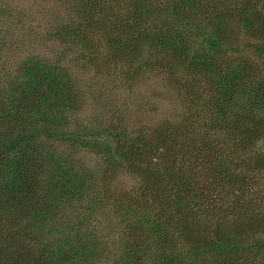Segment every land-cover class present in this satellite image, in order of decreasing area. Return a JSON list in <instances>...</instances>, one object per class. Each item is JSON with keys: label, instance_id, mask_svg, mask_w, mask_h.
I'll use <instances>...</instances> for the list:
<instances>
[{"label": "trees", "instance_id": "trees-1", "mask_svg": "<svg viewBox=\"0 0 264 264\" xmlns=\"http://www.w3.org/2000/svg\"><path fill=\"white\" fill-rule=\"evenodd\" d=\"M56 2L61 13L50 22L26 19L20 28L33 37L29 45L51 43L58 53L30 55L0 73V264L109 262L114 231L99 241L84 229L108 205L129 230L111 264H264V202L208 206L185 166L186 151L209 152L218 188L232 194L264 180V152L252 151L264 140V0ZM7 5L0 0V24ZM242 36L255 42L248 47L258 62L244 57ZM105 51L135 81L165 77L187 118L165 114L132 135L124 121L112 130L75 121L84 100L68 59L82 68ZM67 143L103 155L106 172L58 152ZM239 152L251 155L235 162ZM123 169L139 180L127 192L114 188ZM65 205L81 210L78 222L65 220Z\"/></svg>", "mask_w": 264, "mask_h": 264}, {"label": "rangeland", "instance_id": "rangeland-1", "mask_svg": "<svg viewBox=\"0 0 264 264\" xmlns=\"http://www.w3.org/2000/svg\"><path fill=\"white\" fill-rule=\"evenodd\" d=\"M8 5L4 8L9 14H13L15 17L6 14L0 24V73L8 74L12 73V69L16 67L18 62L24 60L30 55L47 56L52 57L57 54L58 50L54 44L41 43L39 41L36 44L28 43V40H33L30 37L28 30H22L20 26H28L26 19H33V24L50 22L56 15L61 13L60 4L56 0H4ZM62 4V3H61ZM64 4V1H63ZM108 6V5H107ZM25 10V11H24ZM24 11V14H23ZM25 16V17H24ZM18 17L25 20V24H19ZM43 18V19H42ZM101 37V36H97ZM102 38V37H101ZM99 38V42L102 43V39ZM255 43L250 38L245 36L241 37L240 46L243 49L244 57L247 59L258 62L253 49L248 45ZM57 47V46H56ZM103 47V45H102ZM108 51L104 52V56L100 58L91 59L85 65L80 68L75 65L69 57L68 66L72 75L76 78L78 87L82 90V99L84 100L83 113L78 114L79 120L84 123H88L92 119H96L103 124V127L107 130H112L121 127L122 121L124 126L130 131L136 133L138 128L152 127L157 122L165 121V116H172V112H181L180 118H176L180 122L184 118H187L186 102L182 99H177L173 90L170 87L169 82L165 79H160V76L155 74L147 75L148 81H135L138 74L133 76L131 72L129 74L128 69L124 67V63L117 66L116 63H110L107 59ZM109 54V53H108ZM187 76V75H183ZM200 86V92L205 93L203 85ZM176 109V111H174ZM185 110V111H184ZM191 118V117H189ZM172 121L173 119H169ZM74 121V122H75ZM203 124V121H201ZM196 126V125H194ZM225 137V136H224ZM197 136H193V133L189 132L186 135L188 143L192 142V139H196ZM73 146L69 143L64 146H59L58 152L62 155L72 156L73 162L82 166L88 167L90 170H94L101 175L106 172V160L103 155L94 154L89 151H72ZM198 148V146H197ZM199 149V148H198ZM77 150V149H75ZM252 151L264 152V140L257 143ZM188 155L185 156L186 168L197 173L198 189L204 193L207 198V205L211 207H221L220 205L230 206L232 201H244L251 199L253 201L264 202V180L263 176H258L256 179H250L249 183L245 186V192L237 191L233 193L227 191V188H218L216 178L214 177L213 169L211 166V159H207L209 152L199 153L196 155V150L193 152L186 151ZM251 153L239 152V159L235 162H241L248 159ZM139 180L124 169L120 171L119 178L114 182V188L120 192H127L131 188L137 186ZM231 207V206H230ZM65 220L78 222L77 216L81 210L65 205L60 209ZM231 212V211H230ZM121 211L113 205L101 209L95 214L90 223L84 226L87 232L94 234L98 237L99 241L107 239L108 233L112 230L114 233L109 234L108 241L105 244L106 256L109 262L105 261L96 264H111L113 259L120 253L116 251V245L123 248L124 239L123 236L129 232L125 223L122 222L123 218L120 216ZM60 235H50L49 241L59 239ZM121 239L117 241V239ZM105 242V241H103ZM38 247L39 244H33ZM109 255V256H108ZM111 258V259H110Z\"/></svg>", "mask_w": 264, "mask_h": 264}]
</instances>
